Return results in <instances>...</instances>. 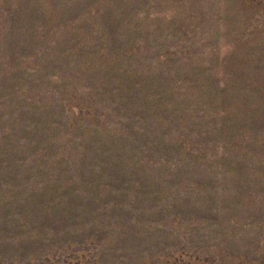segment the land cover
Wrapping results in <instances>:
<instances>
[{
  "label": "rangeland",
  "instance_id": "obj_1",
  "mask_svg": "<svg viewBox=\"0 0 264 264\" xmlns=\"http://www.w3.org/2000/svg\"><path fill=\"white\" fill-rule=\"evenodd\" d=\"M0 264H264V0H0Z\"/></svg>",
  "mask_w": 264,
  "mask_h": 264
}]
</instances>
